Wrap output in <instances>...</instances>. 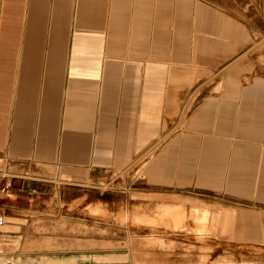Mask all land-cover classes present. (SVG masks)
Here are the masks:
<instances>
[{"label":"crops","instance_id":"obj_1","mask_svg":"<svg viewBox=\"0 0 264 264\" xmlns=\"http://www.w3.org/2000/svg\"><path fill=\"white\" fill-rule=\"evenodd\" d=\"M258 5L0 0V216L57 187L118 185L153 145L136 193L156 204L137 207V221L180 227L189 216L194 232L241 230L243 244L264 247V69L241 60ZM189 192L231 205L182 201ZM0 227V264H134L90 238L65 250L63 236L19 235L14 218ZM186 256L165 264H203Z\"/></svg>","mask_w":264,"mask_h":264},{"label":"rangeland","instance_id":"obj_2","mask_svg":"<svg viewBox=\"0 0 264 264\" xmlns=\"http://www.w3.org/2000/svg\"><path fill=\"white\" fill-rule=\"evenodd\" d=\"M257 17L261 21L258 20L256 30H253L255 43L251 49L249 46L244 47L241 60L256 62L264 69L263 5H258ZM261 72L263 73L264 70ZM184 117L185 113L179 123ZM156 147L152 145L148 148L144 155L137 159L139 162H136L135 167L123 173L124 181L118 185L79 189L57 187L37 195L35 200L28 198L29 202L33 201L32 209H17L15 214L13 210H8L3 219L6 221L14 218L15 222L25 225L24 230L16 231L21 236L28 234L37 237L43 235L65 237V250L71 248L72 245L67 244V241H72L71 238L96 240L102 244L98 249L126 253L134 264H165L174 262V258L184 259L185 254L188 259L192 258L193 262L203 264H224L225 260L230 261L231 264L261 263L258 256L264 253V247L243 244L241 230L235 231L233 236L217 231H209V234H206L208 232L202 228L194 232L193 228L196 224L189 216L180 227L163 223L152 226L147 220L137 221V207H147L153 212L156 204L154 200L136 193L138 182L145 178L144 164L153 158ZM186 195L188 197H183L182 201L184 198H192L211 203L220 201L221 204L231 205L229 201H218L212 195L192 192ZM185 208L189 213L190 206L186 205ZM140 213L142 219V210ZM58 224H62V228ZM149 235L160 236L170 245L164 248L148 245L146 238ZM10 252L23 253L20 248ZM200 255H206V260H199ZM217 258L221 261L218 262Z\"/></svg>","mask_w":264,"mask_h":264},{"label":"built area","instance_id":"obj_3","mask_svg":"<svg viewBox=\"0 0 264 264\" xmlns=\"http://www.w3.org/2000/svg\"><path fill=\"white\" fill-rule=\"evenodd\" d=\"M4 224H5V221H4L3 217L0 216V226H2V225H4Z\"/></svg>","mask_w":264,"mask_h":264},{"label":"bare ground","instance_id":"obj_4","mask_svg":"<svg viewBox=\"0 0 264 264\" xmlns=\"http://www.w3.org/2000/svg\"><path fill=\"white\" fill-rule=\"evenodd\" d=\"M160 211V210H159ZM162 211V210H161Z\"/></svg>","mask_w":264,"mask_h":264}]
</instances>
